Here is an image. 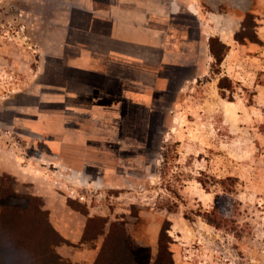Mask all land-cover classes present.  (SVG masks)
I'll list each match as a JSON object with an SVG mask.
<instances>
[{"label": "crops", "instance_id": "1", "mask_svg": "<svg viewBox=\"0 0 264 264\" xmlns=\"http://www.w3.org/2000/svg\"><path fill=\"white\" fill-rule=\"evenodd\" d=\"M26 2L28 38L48 65L34 81H18L15 96L1 106L0 175L14 178L16 193L42 200L66 240L54 247L63 259L95 264L103 236L117 222L137 254L154 264L155 208L140 232L149 242L139 237L138 216L127 205L149 201L163 139L194 132L188 125L209 123L222 104L240 108L246 91L257 92L264 107V0ZM212 39L226 45L217 72ZM225 77L232 87L223 91L239 99L222 96ZM145 156L146 163L122 159ZM95 218L104 220V233L88 238Z\"/></svg>", "mask_w": 264, "mask_h": 264}, {"label": "rangeland", "instance_id": "2", "mask_svg": "<svg viewBox=\"0 0 264 264\" xmlns=\"http://www.w3.org/2000/svg\"><path fill=\"white\" fill-rule=\"evenodd\" d=\"M30 8L26 0H0V109L15 96L18 81H34L48 65L40 59L24 26L30 23ZM225 93V99L233 95L239 99L238 92ZM256 94L250 90L241 95L240 108L222 104L220 110L213 111L209 123H190L194 132L186 131L180 140L163 139L156 151L160 159L156 178L146 191L149 201L127 205L138 216L139 237L149 242L152 239L141 233L152 215L150 208H155L158 228L150 254L152 247L158 249L157 240L166 229V240L179 261L264 264V107L258 104ZM138 144L126 141L123 146L141 148L142 143ZM133 158L146 163L150 156L122 157L124 161ZM229 177L236 181L227 180ZM218 195H224L221 200L228 220L223 227L204 217L213 210ZM111 201L108 198L105 202L111 206ZM166 210L175 211L178 217L170 220L163 214ZM176 244L182 248H178L180 253L174 251Z\"/></svg>", "mask_w": 264, "mask_h": 264}, {"label": "trees", "instance_id": "3", "mask_svg": "<svg viewBox=\"0 0 264 264\" xmlns=\"http://www.w3.org/2000/svg\"><path fill=\"white\" fill-rule=\"evenodd\" d=\"M211 46L216 57L212 69L217 72L226 45L218 39H212ZM220 87L222 96L226 97L223 88H231L232 81L227 77L222 78ZM163 156L166 159L165 152ZM227 180L236 181L234 177ZM13 182L12 176L0 175V264H72L54 248L66 240L50 224L46 212L41 208L42 200L37 196L16 193ZM223 196L218 195L213 210L204 213L206 220L216 227H223L228 222L221 200ZM90 227L92 230L88 238H97L104 233V220L95 218L90 222ZM166 235V229L160 233L154 264H177ZM131 242L124 228L112 222L109 232L103 236L95 264H146V255L137 254Z\"/></svg>", "mask_w": 264, "mask_h": 264}]
</instances>
